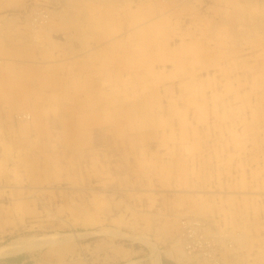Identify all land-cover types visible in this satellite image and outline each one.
<instances>
[{"label":"rangeland","instance_id":"obj_1","mask_svg":"<svg viewBox=\"0 0 264 264\" xmlns=\"http://www.w3.org/2000/svg\"><path fill=\"white\" fill-rule=\"evenodd\" d=\"M39 13L50 14L48 23L25 33L46 38L55 17L50 36L63 43L48 59L93 58L78 73L47 67L44 84L22 80L12 89L31 98L13 111L3 105L0 246L57 234L63 239L15 257L198 264L176 241L179 218L192 215L245 236L223 264H264V0H0V17L33 25ZM71 16L79 18L63 31ZM14 25L1 24L0 44L18 49L23 26ZM114 44L124 64L115 57L110 70H96Z\"/></svg>","mask_w":264,"mask_h":264},{"label":"bare ground","instance_id":"obj_2","mask_svg":"<svg viewBox=\"0 0 264 264\" xmlns=\"http://www.w3.org/2000/svg\"><path fill=\"white\" fill-rule=\"evenodd\" d=\"M246 1V0H244ZM252 1V0H251ZM254 2V1H253ZM249 3V2H248ZM256 2H254V6H256L255 4ZM252 4V3H250ZM244 5V4H243ZM246 5V4H245ZM260 6V5H259ZM258 6V7H259ZM252 7V6H251ZM248 8V6H247ZM253 8V7H252ZM252 8L250 9L252 11ZM235 9V8H234ZM245 9V8H244ZM237 10V9H236ZM240 10V9H239ZM237 10L239 13L240 11ZM248 12H251V11ZM253 10H255L253 8ZM243 12V11H242ZM255 12V11H253ZM59 12H57L58 15ZM197 13V12H196ZM237 13V12H235ZM234 13V14H235ZM246 13V12H245ZM249 14V13H248ZM195 15V14H194ZM199 15V14H198ZM239 15V14H238ZM55 16V15H54ZM106 17H102L103 21L106 22L107 20L110 21L111 16L110 15H105ZM197 16V14H196ZM201 16V15H200ZM203 16V15H202ZM208 16V15H207ZM205 16H203L202 18H204ZM210 17V15H209ZM250 17V16H249ZM51 18L50 14H42L39 13V15H36V19L34 20L35 22L33 23V25H31L32 21L30 22V20H28V18L25 19V21H21L19 20V18L17 17H0V26L2 25H6V28L8 27L9 29L12 28V30L16 31V27L14 24H18V25H22V31H17L15 34L19 40L16 41V43L19 45L18 49L13 48L15 46V44H10L9 46L8 44H0V98L2 100V104L0 105V114L3 113V111L6 109V107H4V103H9V105L11 106V108L9 107V109H11L12 111L16 108V104H21V100L26 98L29 93L27 92V90L24 92L26 95H24V97H20L18 95L15 94L14 90L12 88H15L17 85H22L24 84V82L22 83V80L26 81V79H30L34 80V81H38V83L40 84H44V80L46 81V76L43 79V74H41V72H45L47 71V67H50L54 65L55 68L59 67L60 70H65V66L67 68L68 71L70 72H81L82 71V67L83 69L87 66H89V63L87 62V60H89L90 58H93L92 55L90 54H85V55H79L77 58H73V59H69L66 60L67 55H65L64 58H61L60 60H56L58 61H53L51 59H48L49 56H52V49L57 47H61L63 46V43L60 41L55 40L54 38H52L50 36V34L54 31H58L57 28H59V25H57V21L55 20V17L53 19V21H51V23L48 24V28H46V24L48 23L49 19ZM58 18V16H57ZM78 16L76 17H72L70 19H63L61 22H66V21H70L66 24L61 25V29L63 31H69L70 29H72V26L70 25L71 23H73L74 21L78 20ZM82 20H86V23L91 22L92 24L96 25L99 23H102V21H97L96 19L92 16L86 15V17H80ZM207 18V17H206ZM205 18V20H206ZM264 18V16H263ZM106 21H105V20ZM248 19V18H247ZM251 19V18H250ZM208 20H210L208 18ZM264 20V19H263ZM207 21V20H206ZM212 21V17L211 20ZM219 21V20H218ZM253 21V20H252ZM40 22L46 23L45 24V28L44 30H42V35L46 34V38L45 37H41V34H39L38 32L35 34L33 33V35H28V33H25V30L27 29V27L30 29H32V27H34V24H37ZM208 22V21H207ZM213 22V21H212ZM224 22V21H223ZM226 22V21H225ZM254 22V21H253ZM211 23V22H210ZM209 23V24H210ZM218 23V22H217ZM216 24V23H215ZM224 24V23H223ZM226 24V23H225ZM235 24V23H234ZM65 25H67L65 27ZM211 25V24H210ZM238 25V24H237ZM241 25V24H240ZM244 25V23H243ZM12 26V27H11ZM41 24H39L38 27H40ZM42 26L44 27V25L42 24ZM5 27V26H4ZM11 27V28H10ZM212 27V26H211ZM218 27V26H217ZM222 26H219V28ZM224 28V27H222ZM216 29V27H215ZM3 28L1 27L0 31H2ZM217 30V29H216ZM223 30V29H222ZM227 30V29H224ZM223 30V31H224ZM31 31V30H30ZM11 32V31H10ZM9 32V33H10ZM215 32V31H214ZM8 33V35H9ZM218 32H216L217 35ZM220 33V32H219ZM253 33V32H252ZM255 33V32H254ZM66 37H68L71 33H65ZM89 33H87L86 35H88ZM257 34V33H256ZM83 36L85 35V33L83 32L82 34ZM215 35V36H216ZM220 35V34H219ZM217 35V36H219ZM224 35V36H223ZM221 36H223L224 38L226 37L225 34H223ZM253 35V34H252ZM12 36V35H11ZM220 36V37H221ZM14 37V36H13ZM15 38V37H14ZM71 38V37H70ZM77 38L80 39V35L77 34ZM222 38V37H221ZM220 38V39H221ZM256 38V37H255ZM8 41V40H7ZM81 42H85L84 40H79ZM83 45V43H81ZM13 45V46H12ZM55 46V47H54ZM264 46V45H262ZM84 47V46H82ZM112 47H117V44L111 45L106 47V49L102 50V54H99V61L97 60V64L98 66L95 68L96 70H101L103 71L102 67L107 68V70L111 69V63L112 58L114 59L115 57L117 58L118 65H123L124 63H122L121 61V57L122 54H117ZM21 48V49H20ZM62 48V47H61ZM16 49V50H15ZM57 51H61V50H57ZM22 52V53H21ZM95 52H100L98 49L95 50L93 52V54ZM189 54V53H188ZM208 54V53H207ZM206 54V55H207ZM224 54V53H223ZM233 54V52H232ZM236 54V53H235ZM20 55H22L23 57H20ZM89 55V56H88ZM116 55V56H115ZM228 55V54H227ZM230 56V55H229ZM236 56V55H235ZM137 57V56H136ZM206 57V56H205ZM208 57V56H207ZM220 57V56H219ZM237 57V56H236ZM49 61H48V60ZM210 59V57H209ZM217 59V58H216ZM66 60V61H64ZM189 61V60H188ZM253 61V60H252ZM215 63V62H214ZM130 64H132L130 62ZM184 64V62H183ZM202 64V63H200ZM199 64V65H200ZM187 65V64H186ZM11 67L13 68L10 69L11 72H13V76L11 75V77L9 76L8 78H6V71L7 68ZM26 70L25 73H18V70L23 69ZM105 68V69H106ZM90 70V69H89ZM16 71V72H15ZM8 72V71H7ZM15 72V73H14ZM4 74V75H3ZM9 75V74H8ZM43 79V81H42ZM53 80V79H52ZM28 84V83H27ZM36 84V82H35ZM29 85H31V81H29ZM26 86V85H25ZM24 86V87H25ZM85 86V85H83ZM39 87V86H38ZM37 87V88H38ZM86 87V86H85ZM18 88V87H16ZM22 88V87H21ZM36 88V87H35ZM41 88V87H40ZM27 89V87L25 88ZM39 89V88H38ZM87 89V88H86ZM24 90V89H23ZM35 91V89H34ZM43 91V88H42ZM21 91L18 90V93H20ZM40 92V91H38ZM47 92V91H46ZM42 93V92H41ZM31 94V93H30ZM40 94V93H39ZM46 94V93H44ZM43 94V95H44ZM20 95V94H19ZM34 96V94H32ZM37 95V94H36ZM42 95V94H41ZM31 96V95H30ZM29 96V97H30ZM32 96V97H33ZM47 96V95H46ZM36 97V96H35ZM40 97V96H39ZM264 97V96H263ZM31 98V97H30ZM30 98L29 102H30ZM38 98V97H37ZM36 98V99H37ZM42 99V97H40ZM47 97H44V99ZM261 98V97H260ZM26 99V100H28ZM35 99V98H34ZM35 99V100H36ZM43 99V100H44ZM264 99V98H263ZM38 100V99H37ZM41 100V101H43ZM47 100V99H46ZM260 100V99H259ZM45 101V100H44ZM24 103V102H23ZM43 103V102H42ZM257 103V102H256ZM262 103V102H261ZM8 106V105H7ZM30 107V106H29ZM63 107V106H62ZM258 107V106H256ZM18 109V108H17ZM29 109V108H28ZM27 109V110H28ZM36 109V107H35ZM45 109V108H44ZM48 109V108H47ZM26 110V109H25ZM63 110V109H62ZM263 110V109H262ZM9 111V110H8ZM24 111V109H23ZM7 112V111H6ZM41 112V111H38ZM255 112V111H253ZM261 112V111H259ZM252 113V112H251ZM249 113V114H251ZM27 113H19L16 112L13 114V116L18 119V120H22V116L26 115ZM261 115V114H260ZM251 116V115H250ZM13 117V118H14ZM25 118L30 119V115L28 116V114L26 116H24ZM258 117V116H257ZM259 117H262L259 116ZM38 118V117H37ZM254 118H255V113H254ZM27 119V120H28ZM34 119V118H33ZM32 119V120H33ZM252 119V118H251ZM12 120V118H11ZM63 120V119H62ZM259 120V119H258ZM253 122V121H251ZM248 123V121H247ZM258 124V123H257ZM250 125V124H249ZM252 126V125H251ZM258 126V125H256ZM22 127V126H21ZM41 127V126H40ZM257 132V131H256ZM23 134V133H22ZM41 135H42V131H41ZM40 135V136H41ZM249 136V134H247ZM251 135V134H250ZM254 135V134H252ZM39 136V137H40ZM256 136V133H255ZM42 137V136H41ZM261 141V140H260ZM4 148V147H3ZM2 151L5 152V150L3 149ZM6 153V152H5ZM4 153V154H5ZM11 153V152H10ZM9 153V154H10ZM3 154V153H1ZM264 155V154H263ZM6 156V155H5ZM11 156V155H10ZM7 157V156H6ZM9 157V156H8ZM259 157V156H258ZM5 158V157H4ZM5 160V159H4ZM256 162V161H255ZM34 165V164H33ZM258 165V164H257ZM260 165V164H259ZM257 171V170H256ZM34 174V173H33ZM31 179V178H30ZM244 184V183H243ZM242 184V185H243ZM38 188V187H37ZM39 189V188H38ZM35 209V208H34ZM185 216V215H184ZM179 217V216H178ZM177 218V217H176ZM213 220H209V219H204V218H200L198 216H192L189 215L188 217H180L177 224H176V241L178 242L179 247H181V254L183 255V257L185 259H190V258H197L198 260V264H223V259L224 256L228 253L229 250H232V248H234V242L236 244V240H239V238H242L241 235L237 232H240L238 229H236V227H233L230 223L231 226L228 225H220V223H217V225H215L213 223ZM191 229V233L193 234V238H195V241H199L198 239H200L201 241H205L207 244H203L201 242V244H198L200 246V249L198 251H193L192 248H194V246L190 245L187 248V245L190 244L189 238L186 235V230L187 228ZM238 230V231H237ZM242 231V230H241ZM243 233V231H242ZM200 234V236H199ZM33 235V234H32ZM57 235V234H56ZM54 235H44L41 237H29V238H19V239H15L12 240L11 242H9L8 244H4L2 246H0V257L1 256H6V255H13L19 252H23V251H30L36 248H40L44 245H48L49 243H56L58 242L60 239H63V235L61 236H56ZM20 237V236H19ZM27 237V236H26ZM245 237V236H244ZM247 237V236H246ZM243 240V239H241ZM245 241V240H244ZM246 242V241H245ZM149 243V242H148ZM244 245V242H242ZM147 244V243H146ZM151 246V244H150ZM241 246V245H240ZM153 248L155 249V247L153 246ZM249 249V248H248ZM179 251V250H178ZM235 251V250H234ZM248 252H246L247 254ZM207 254V255H206ZM262 254V253H261ZM173 255V253H172ZM232 256V255H231ZM230 256V257H231ZM264 257V256H263ZM177 258V257H176ZM244 259V258H243ZM180 259H178L179 261ZM184 260V259H182ZM233 260V259H232ZM190 261V260H189ZM196 261V260H195ZM177 262V260H176ZM151 263L152 264H160V261L158 259V257H153V259H151ZM179 263V262H178ZM193 263V262H192ZM196 263V262H195ZM130 264V263H128ZM194 264V263H193ZM225 264V263H224Z\"/></svg>","mask_w":264,"mask_h":264},{"label":"crops","instance_id":"obj_3","mask_svg":"<svg viewBox=\"0 0 264 264\" xmlns=\"http://www.w3.org/2000/svg\"><path fill=\"white\" fill-rule=\"evenodd\" d=\"M2 100L0 98V105L2 104ZM2 115V114H0ZM53 254H24V256H16L13 255H6L5 259L0 260V264H72V263H66V262H61L52 259ZM8 257V258H7Z\"/></svg>","mask_w":264,"mask_h":264},{"label":"built area","instance_id":"obj_4","mask_svg":"<svg viewBox=\"0 0 264 264\" xmlns=\"http://www.w3.org/2000/svg\"><path fill=\"white\" fill-rule=\"evenodd\" d=\"M186 234H187V237L189 238V241L190 244L187 245V248L192 245L194 246L193 251H198L200 249V246L198 244H201V242L203 244H207L204 240L201 241L200 239H198L199 241H195V238H193V234L191 233V229L188 227L187 230H186ZM200 236V234H199ZM189 249V248H188ZM207 255V254H206Z\"/></svg>","mask_w":264,"mask_h":264}]
</instances>
